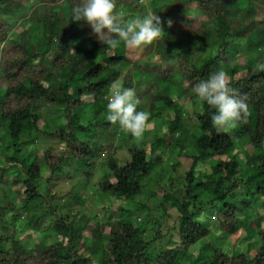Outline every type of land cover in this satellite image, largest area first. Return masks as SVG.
Listing matches in <instances>:
<instances>
[{"label":"trees","instance_id":"16d2710c","mask_svg":"<svg viewBox=\"0 0 264 264\" xmlns=\"http://www.w3.org/2000/svg\"><path fill=\"white\" fill-rule=\"evenodd\" d=\"M148 1L164 35L144 46L151 53L140 57L127 53L124 44L121 51L101 45L85 22L71 21L77 0H0V138L5 145L0 147V184L10 189L2 188L10 198L0 201L12 210L1 226L6 235L0 233V264H92L98 254L100 264H178L182 256L187 264H264L263 217L248 222L258 200L264 207V0ZM116 11L127 20L142 16L146 7L141 0H116ZM218 69L228 74L230 87L246 105L240 121L219 131L211 123L214 109L193 91ZM114 82L134 88L137 110L149 114L140 137L106 118ZM182 100L196 110H185ZM37 135L59 143L41 153L35 141L32 150L23 149L25 140ZM238 146L245 147L244 159L233 153ZM179 155L190 163L181 179L169 180H176L183 193L175 197L174 190L163 191L159 204L166 210L174 198L178 227L172 229L178 240L156 256L148 248L159 236L146 240L144 227L130 216L90 225L86 216L62 215L50 206L52 223L45 233L55 235L54 241L35 239L28 247L24 237H15L18 210L50 202L52 195L44 190L65 168L72 169V179L81 173L89 183L99 162L104 172L91 185L96 196L138 201L143 182L159 181L167 168L179 164ZM203 163L209 172L199 170ZM241 181L251 203L234 190ZM203 213L212 214L215 228L226 237L239 240V230L246 233L253 224L258 245L246 247L253 254L210 246L209 257L199 260L189 250L209 233L199 219ZM39 223L38 217L30 222L36 229Z\"/></svg>","mask_w":264,"mask_h":264},{"label":"rangeland","instance_id":"374dc122","mask_svg":"<svg viewBox=\"0 0 264 264\" xmlns=\"http://www.w3.org/2000/svg\"><path fill=\"white\" fill-rule=\"evenodd\" d=\"M141 4L145 5L146 7V13L151 11V6L148 0H141ZM136 16H141V14H137ZM130 19V18H129ZM128 20V19H127ZM162 27L164 28V25L162 24ZM13 30V29H12ZM123 44V43H121ZM1 45V43H0ZM126 52H133L136 56L145 57L150 55L151 51L149 46L148 47H142V48H128L125 46ZM124 50V45L117 48V51ZM121 81V80H119ZM173 96H175L173 94ZM175 98V97H174ZM181 105H183V108L189 112H194L196 110V106H194L189 100H182ZM54 109V108H52ZM54 113L56 114L57 111L55 110ZM192 115V114H191ZM53 114L48 113V117H52ZM186 117V115H185ZM44 118V117H43ZM45 119V118H44ZM43 125V122H40V126ZM113 128V127H111ZM119 128V127H118ZM148 130L152 128V123L147 125ZM230 127H227L226 130H229ZM4 131L3 129L0 130ZM231 132V130H230ZM34 138L26 139L25 144L22 145L23 149L28 147L29 150H32L31 142L35 141L36 144V150L41 153L43 149L46 148L48 145H57L59 143L55 139H47L44 137H41L37 135V137L33 136ZM3 138H0L1 143V149H4L5 145L3 142ZM98 139H101V135L98 134ZM116 138V137H115ZM33 139V140H31ZM24 141V138H23ZM22 149V150H23ZM244 146H238L234 150V154L238 155L241 159H244ZM117 155H119L117 153ZM174 156V155H173ZM172 156V157H173ZM1 160V158H0ZM179 164L175 168H167V173L163 176H161L159 181H144L143 182V193L138 198V201H131V200H121L115 197L106 196V197H99L97 195V190L94 191V189L91 187L92 184L96 183L99 179V177L104 172V169L98 162L96 168L91 171V176L88 178L89 183L87 182L86 178L84 176L76 177L75 179H72L69 172H73L72 169L65 168L64 171L69 174V177L65 176V174L61 175V177H58L55 180H52L47 184L46 192L48 195H52V199L48 203H42L40 201V205L42 208H34L37 207L36 203L32 208L29 210H18V216L17 221L15 225V229L17 231L15 237L21 238L24 237V240H22L23 244L30 247L33 245V240L37 239H45L48 243H51L56 239L55 235H49L46 236V228L50 226L51 221V212L49 207L52 206L54 209H56L60 214H76V217L78 216H86L87 219H91L90 225L93 224L97 219L104 221L108 220L107 217L110 219H118L120 216L128 217L130 216L134 222L141 227H144L143 237L147 239H151L152 237H158L155 238V241L149 245L148 248V254L151 257L156 256L161 250H164L168 247H173L177 243V233H173L172 227L174 226V229L177 225L178 227V220L175 221V218H177V211L174 206L173 199H170L169 202L166 204V210L161 208L159 206L160 201L162 200L161 192L167 191V190H174L175 193L174 196H181L183 193L181 188L182 186H177V181L174 179L172 181L169 180V177H174L175 179H181L184 175L185 169H187L190 160L186 158L185 156L179 155L178 157ZM104 163V161H103ZM199 170L201 172H209L210 166L207 163H203L199 165ZM243 179V178H242ZM241 179V180H242ZM173 185V187L171 186ZM162 187V190L160 189ZM4 191H10V189L5 185L4 183L0 184V197L10 198V196H7L8 194H4ZM237 192L238 196L244 197L247 199L248 202H252L250 191H246L244 188V183L238 182V185L234 189ZM150 191L156 192L154 195H150ZM152 194V193H151ZM143 196V197H142ZM14 200V198H12ZM3 201H0V206L3 208H0V233L3 235H6V230L1 227L5 224V221L8 220L9 216L12 213V210L6 207ZM18 201V200H16ZM259 201V202H258ZM257 201V209L250 212V216L248 218V222L251 220H254L256 218V215L263 217V226H264V207L262 206L261 200ZM39 203V202H38ZM173 203V204H172ZM16 206H19V203L16 204ZM126 209V213L123 215L121 209ZM147 212H146V211ZM127 212H131L130 215H128ZM107 214L109 216H107ZM237 216L242 217L241 214H237ZM35 217H38V220H40V223L38 225V229L33 228L30 224L31 219H34ZM107 218V219H106ZM202 221H204L205 224H207L209 227V233L206 237L202 238L201 241L192 247L189 251L193 253V255L197 256L199 260L207 259L209 257V247L215 246L221 248L223 251L227 253H237V252H244L247 253L249 249H247V244L251 243V246L258 245L256 241V231L254 229L253 224L250 225L249 231L246 233L244 232L243 228L240 229V240L239 237H235L234 235H229L226 237L222 231H220L218 228H215V220L212 218V214L210 213H203L201 217H199ZM158 223V224H157ZM171 232V237H170ZM28 234H31V238L26 240V236ZM26 235V236H25ZM247 237V238H246ZM244 238V239H243ZM243 239V240H242ZM35 240V241H37ZM242 240V241H241ZM237 243H234V242ZM245 248V249H244ZM252 249L249 250V253ZM254 249L250 254H253ZM100 254L93 256L92 264H100ZM188 259L185 257H180V260H178V264H187Z\"/></svg>","mask_w":264,"mask_h":264},{"label":"clouds","instance_id":"9594fccd","mask_svg":"<svg viewBox=\"0 0 264 264\" xmlns=\"http://www.w3.org/2000/svg\"><path fill=\"white\" fill-rule=\"evenodd\" d=\"M71 21L85 22L97 41L112 49L118 48L121 43L128 48H142L164 35L160 17L156 13L150 11L143 16L124 20L116 11V0H77L71 9ZM166 23L171 27L170 20ZM260 67L264 68V65ZM193 91L200 102L214 109L210 118L217 131L234 126L246 114L245 103L237 98L235 90L230 87V78L223 69L210 72L207 79L194 86ZM138 104L134 88L114 82L110 86L106 118L118 123L133 136L140 137L145 131L149 114L137 110Z\"/></svg>","mask_w":264,"mask_h":264}]
</instances>
